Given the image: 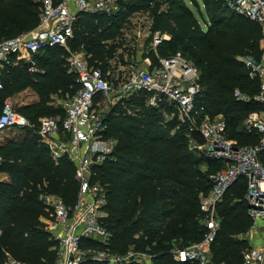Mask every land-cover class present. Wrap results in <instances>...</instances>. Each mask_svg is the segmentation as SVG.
Here are the masks:
<instances>
[{"label": "trees", "instance_id": "1", "mask_svg": "<svg viewBox=\"0 0 264 264\" xmlns=\"http://www.w3.org/2000/svg\"><path fill=\"white\" fill-rule=\"evenodd\" d=\"M191 1L205 27L186 0H121V9L115 14H81L71 49L84 50L89 63L105 72L114 58L128 64L125 56L134 52L127 46V31L133 28L130 16L136 11L148 12L152 33L170 36L158 46L159 53L168 56L179 51L198 67V106H205L212 116H224L229 138L239 144H256L258 134L246 130L243 119L264 106L255 99L259 81L249 78L242 59H260L261 28L231 11L225 0ZM41 9L38 0H0V41L34 29ZM68 55L62 47H50L35 55L40 71L29 70L24 60L15 62V56L12 64L2 67L0 112L5 93L30 88L38 98L17 108L33 127H23L19 136L0 143V171L7 174L6 180H0V264L5 262V251L28 264L53 262L57 248L42 224V218L49 217L51 211L39 196L56 194L68 206L77 198L79 182L74 163L65 157L54 160L37 132L40 117L64 113L63 105L53 96L71 97L79 88ZM237 89L250 99L236 97ZM149 95L136 92L107 111L106 137L115 138L117 143L115 160H107L95 177L108 190L104 221L114 234L115 250L124 252L134 246L154 254L153 264H187L177 261L170 250L204 237L207 230L200 221L199 195L209 190V174L221 165L189 150L187 128L176 107L165 99L159 107L151 106L147 103ZM166 114L173 116L167 118ZM246 188V179H239L218 205L220 227L212 244L217 264L242 263L246 242L235 238V233L246 221L252 225Z\"/></svg>", "mask_w": 264, "mask_h": 264}, {"label": "built area", "instance_id": "2", "mask_svg": "<svg viewBox=\"0 0 264 264\" xmlns=\"http://www.w3.org/2000/svg\"><path fill=\"white\" fill-rule=\"evenodd\" d=\"M38 1L42 2L38 25L28 32L0 41V96L4 90L2 67L12 64V56L16 57L15 62L26 61L29 70L36 72L40 68L35 55L40 51L62 47L69 53L70 70L77 74L79 88L65 101L63 114L40 117L37 126L39 140L49 148L53 159L57 161L65 157L74 163L75 177L79 182L77 198L71 206L53 193H41L39 196L52 214L46 230L57 248L56 264H84L89 261L153 264L154 254L148 251L137 250L134 246L124 252L113 248L114 234L104 221L108 190L105 184L95 179L99 168L107 160H115L113 154L117 143L115 138L106 137L107 111L99 106L110 99L114 105L136 92L150 93L147 103L151 106L159 107L164 99L173 104L181 122L186 125L189 150L221 165L220 169L209 174V190L200 194L203 212L200 221L207 230L204 237L185 246L174 245L170 250L174 258L187 264H217L212 244L220 227L218 205L227 190L239 179L245 178L251 232L256 235L261 232V237L243 251L241 264H264V109L251 112L244 121L249 132L258 134V142L239 144L228 137V125L222 114L212 116L206 112L205 106H198L197 96L201 87L195 63L179 51L168 56L159 53L158 46L169 39V35L151 32L147 53L144 55L142 50L137 54L143 62L129 60L122 74L120 66L125 65L115 58L111 61V68L105 72L89 63L84 50L71 49L70 42L81 14H115L121 9V0ZM225 1L231 11L256 22L261 28L260 59L248 56L242 60L249 78L259 81L255 99L264 106V0ZM141 17H144L143 11H136L130 16L134 27L141 25L138 23ZM132 37L127 40L128 47L136 39L144 46V41L143 44L141 42L144 40L142 30ZM98 95L101 97L96 100ZM234 95L249 100L239 89ZM26 126L33 127L30 120L18 111L13 100L7 99L0 112V136L11 128ZM6 264L28 263L11 258Z\"/></svg>", "mask_w": 264, "mask_h": 264}, {"label": "rangeland", "instance_id": "3", "mask_svg": "<svg viewBox=\"0 0 264 264\" xmlns=\"http://www.w3.org/2000/svg\"><path fill=\"white\" fill-rule=\"evenodd\" d=\"M186 2L191 7L193 12L198 16V18H199V20L201 22V25L203 27H205L204 22L202 21V19L199 16L198 8L194 4H192L191 0H186ZM201 8H203L202 5H201ZM145 13H144V17H141V18L138 19V23H141V25H138L136 27L133 26V28L132 27L128 28V31H127L130 34V36H128L127 40H130V37L132 39L133 38L132 36L136 35L137 31L142 30V32H144V46H141V43L138 44L137 39L134 42H130L131 49H134V52H133V54H130L129 57H128V55H126V57H127L126 59L127 60H130V61L137 60L138 62H140V60H141L143 62V58H140L141 56L140 55L138 56L137 54L139 52H141L142 50H144V55H145L147 53L148 48L150 47L149 46L150 41H151L150 33L152 32V30L150 29V27H151V19H150L149 15H148V12H145ZM161 34H167V33H161ZM167 35H169V34H167ZM133 44H135V45H133ZM125 52H127V51H125ZM134 53H135V55H134ZM131 55H134V56L132 57ZM122 65H125V66H120V68H121L120 70H122V71H120L121 74L123 72L125 73V70H126L128 64H122ZM5 97H6L5 101L7 99H12L13 102L16 104L17 108L20 105L31 103V102L35 101L38 98L36 93H34V91L31 90L30 88L22 89L20 91H17L16 93H13L12 95H6V93H5ZM68 97L69 96L67 94L65 96H61V95H59V96L58 95H54L53 96L54 101L57 104H61V105H64L65 101L68 100ZM247 97L250 99V97L248 95H247ZM111 106H113V105H112V100L110 99L108 101L107 100L103 101L101 103V106H99V108L103 109V110L105 109V111H108V110H110ZM254 111L260 112L262 110L260 109V110H254ZM251 112H253V111H251ZM249 114L245 117V119L249 116ZM166 116H167V118H171L173 116V114H166ZM245 119H243V126H244ZM244 128H245V126H244ZM20 132L21 131L19 129H17V128H11L9 130H6L0 136V143L4 142L7 138H14L16 136H19ZM201 166H202L203 170H207V168H208V166H206L204 164H202ZM199 197H201V195H199ZM217 217H218L219 220L221 219L220 215L218 214V211H217ZM51 219H52V214H49V217H47V218H42V222H43L42 224H43L44 228L47 227V225H48V223H49V221ZM225 220H230V217H225ZM261 229H262V227H261ZM260 237H261V232H259L258 235L254 234V232H251V225H250V223L248 221L245 222V226L243 224V227H242L241 231L235 233V238L242 239V240H244L246 242V247L243 249V251H245L249 246L253 245V243H255L256 241H259ZM4 256H5L4 264H6L7 261L9 259H11V258L24 261L22 258L16 257L14 254H12L9 251H5ZM24 262H26V261H24ZM56 262H57V256L54 258L53 262H49L47 264H56Z\"/></svg>", "mask_w": 264, "mask_h": 264}, {"label": "crops", "instance_id": "4", "mask_svg": "<svg viewBox=\"0 0 264 264\" xmlns=\"http://www.w3.org/2000/svg\"><path fill=\"white\" fill-rule=\"evenodd\" d=\"M143 41L144 40L141 41L142 44H143ZM6 179H7V174L5 172L0 171V180H6Z\"/></svg>", "mask_w": 264, "mask_h": 264}]
</instances>
